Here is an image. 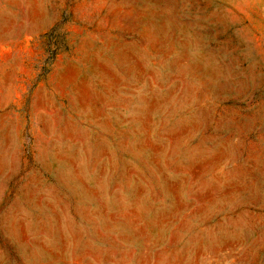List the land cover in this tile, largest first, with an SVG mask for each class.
I'll use <instances>...</instances> for the list:
<instances>
[{
    "label": "rangeland",
    "instance_id": "374dc122",
    "mask_svg": "<svg viewBox=\"0 0 264 264\" xmlns=\"http://www.w3.org/2000/svg\"><path fill=\"white\" fill-rule=\"evenodd\" d=\"M0 264H264V0H0Z\"/></svg>",
    "mask_w": 264,
    "mask_h": 264
},
{
    "label": "bare ground",
    "instance_id": "6f19581e",
    "mask_svg": "<svg viewBox=\"0 0 264 264\" xmlns=\"http://www.w3.org/2000/svg\"><path fill=\"white\" fill-rule=\"evenodd\" d=\"M109 124V123H108ZM147 125V124H146ZM67 137V136H66ZM146 255V254H145Z\"/></svg>",
    "mask_w": 264,
    "mask_h": 264
}]
</instances>
